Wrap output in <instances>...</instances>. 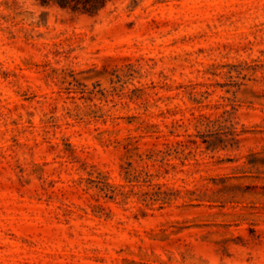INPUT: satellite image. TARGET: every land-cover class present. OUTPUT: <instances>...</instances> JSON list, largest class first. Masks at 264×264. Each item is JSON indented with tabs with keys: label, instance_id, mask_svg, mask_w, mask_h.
Returning <instances> with one entry per match:
<instances>
[{
	"label": "rangeland",
	"instance_id": "rangeland-1",
	"mask_svg": "<svg viewBox=\"0 0 264 264\" xmlns=\"http://www.w3.org/2000/svg\"><path fill=\"white\" fill-rule=\"evenodd\" d=\"M0 264H264V0H0Z\"/></svg>",
	"mask_w": 264,
	"mask_h": 264
},
{
	"label": "trees",
	"instance_id": "trees-1",
	"mask_svg": "<svg viewBox=\"0 0 264 264\" xmlns=\"http://www.w3.org/2000/svg\"><path fill=\"white\" fill-rule=\"evenodd\" d=\"M36 3L47 5L54 3L63 9H70L74 12H81L84 14H96L108 2L113 0H34Z\"/></svg>",
	"mask_w": 264,
	"mask_h": 264
}]
</instances>
